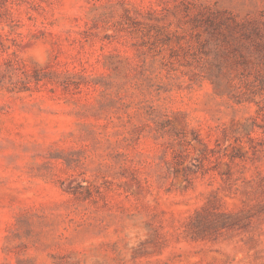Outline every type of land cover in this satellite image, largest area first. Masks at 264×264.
Segmentation results:
<instances>
[{"label": "rangeland", "instance_id": "rangeland-1", "mask_svg": "<svg viewBox=\"0 0 264 264\" xmlns=\"http://www.w3.org/2000/svg\"><path fill=\"white\" fill-rule=\"evenodd\" d=\"M0 264H264V0H0Z\"/></svg>", "mask_w": 264, "mask_h": 264}]
</instances>
